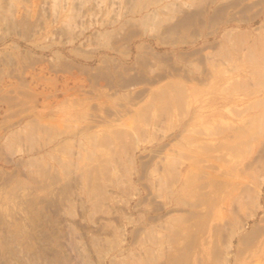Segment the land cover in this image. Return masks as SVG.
I'll return each instance as SVG.
<instances>
[{
	"label": "rangeland",
	"instance_id": "1",
	"mask_svg": "<svg viewBox=\"0 0 264 264\" xmlns=\"http://www.w3.org/2000/svg\"><path fill=\"white\" fill-rule=\"evenodd\" d=\"M0 264H264V0H0Z\"/></svg>",
	"mask_w": 264,
	"mask_h": 264
}]
</instances>
